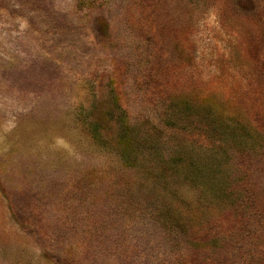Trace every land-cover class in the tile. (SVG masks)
I'll return each instance as SVG.
<instances>
[{
	"label": "rangeland",
	"instance_id": "374dc122",
	"mask_svg": "<svg viewBox=\"0 0 264 264\" xmlns=\"http://www.w3.org/2000/svg\"><path fill=\"white\" fill-rule=\"evenodd\" d=\"M0 264H264V0H0Z\"/></svg>",
	"mask_w": 264,
	"mask_h": 264
}]
</instances>
